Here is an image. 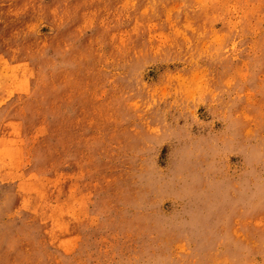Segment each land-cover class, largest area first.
I'll use <instances>...</instances> for the list:
<instances>
[{"label": "rangeland", "instance_id": "rangeland-1", "mask_svg": "<svg viewBox=\"0 0 264 264\" xmlns=\"http://www.w3.org/2000/svg\"><path fill=\"white\" fill-rule=\"evenodd\" d=\"M0 264H264V0H0Z\"/></svg>", "mask_w": 264, "mask_h": 264}]
</instances>
